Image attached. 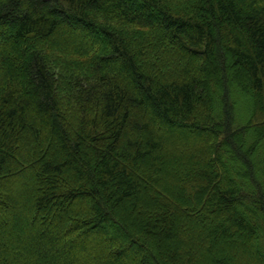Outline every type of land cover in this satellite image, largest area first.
<instances>
[{"label": "trees", "instance_id": "1", "mask_svg": "<svg viewBox=\"0 0 264 264\" xmlns=\"http://www.w3.org/2000/svg\"><path fill=\"white\" fill-rule=\"evenodd\" d=\"M126 262L264 264V0H0V264Z\"/></svg>", "mask_w": 264, "mask_h": 264}, {"label": "rangeland", "instance_id": "2", "mask_svg": "<svg viewBox=\"0 0 264 264\" xmlns=\"http://www.w3.org/2000/svg\"><path fill=\"white\" fill-rule=\"evenodd\" d=\"M24 178H25V175H22ZM17 181H20L19 179H18V177H17ZM24 203L22 202V207L24 208ZM13 225V224H12ZM12 225H9V226H7V228L5 229V232L7 231V232H10V230L11 229H9ZM12 229H14L15 227L14 226H12L11 227ZM18 230H21L20 228L18 229ZM108 233H106L105 235H103L102 237H104V238H106V237H108V236H115L117 233H118V231H115L114 230V228H113V226L111 225V226H109V229H108ZM99 236H93V239H95V240H98L99 238H98ZM122 238V241H123V243H126V239L124 238V237H121ZM130 248H133V247H130ZM47 252V251H46ZM44 253V252H42V254L43 255H45V254H49L48 252L47 253ZM51 257H53V254H51L50 255ZM45 262V260H43V263ZM125 264H133L132 262H126Z\"/></svg>", "mask_w": 264, "mask_h": 264}]
</instances>
